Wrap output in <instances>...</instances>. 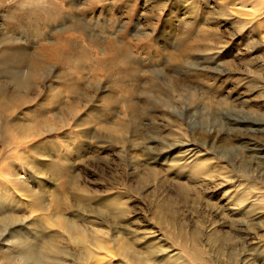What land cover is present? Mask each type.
I'll return each instance as SVG.
<instances>
[{
    "label": "rangeland",
    "instance_id": "obj_1",
    "mask_svg": "<svg viewBox=\"0 0 264 264\" xmlns=\"http://www.w3.org/2000/svg\"><path fill=\"white\" fill-rule=\"evenodd\" d=\"M240 3L0 0V264H264Z\"/></svg>",
    "mask_w": 264,
    "mask_h": 264
},
{
    "label": "bare ground",
    "instance_id": "obj_2",
    "mask_svg": "<svg viewBox=\"0 0 264 264\" xmlns=\"http://www.w3.org/2000/svg\"><path fill=\"white\" fill-rule=\"evenodd\" d=\"M248 1H250V0H242V2L243 3H247ZM252 1V3H254L255 2V4H253V9H254V13L255 12H259V14H261L263 11L262 10H264V0H251ZM243 3H240V5H241V7H244V6H246L245 4H243ZM255 6H258V7H256L255 8ZM241 9V8H240ZM247 11H249V10H242L241 11V13L243 14V15H248L249 14V12H247ZM264 14V13H263ZM262 19H263V17H262ZM262 24H263V21H262ZM261 26V25H260ZM259 27V26H258ZM262 28V27H261Z\"/></svg>",
    "mask_w": 264,
    "mask_h": 264
}]
</instances>
